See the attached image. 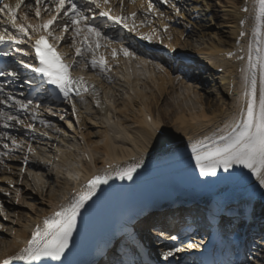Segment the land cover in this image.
Here are the masks:
<instances>
[{
	"label": "bare ground",
	"instance_id": "obj_1",
	"mask_svg": "<svg viewBox=\"0 0 264 264\" xmlns=\"http://www.w3.org/2000/svg\"><path fill=\"white\" fill-rule=\"evenodd\" d=\"M212 2L214 0H166V3L165 0H135V3L124 0L121 11L118 0H110V6L115 15L129 16L127 23L129 27L135 23V32L154 41L150 49L156 50L158 47L162 49L158 46L160 43L170 48L176 47L177 49L171 48L176 51L188 49L190 54L209 60L203 63L205 67H216L217 62L221 61L220 52L233 48L235 43L244 48L248 54L256 3L254 0H221L215 2L214 7ZM238 2L246 5L248 9L243 15L248 17V22L244 25L246 37L243 39L236 37L238 20L242 16L239 13L241 5ZM5 3L14 4L15 0H6ZM26 3L34 4V0H26ZM149 3L153 5L151 11L148 10ZM173 4L180 9L179 15L172 7ZM79 5L86 6L83 3ZM132 12L137 13L134 18L130 16ZM46 15L50 16L45 13L44 19L49 18ZM216 19L218 22L215 21ZM3 20L0 23V31H4L7 27L8 31L14 32L11 25L5 23L7 16H3ZM37 22L34 12L30 13L28 23ZM102 30L112 42L101 41L102 44L108 43V47H101L98 55H105L111 66L110 70L105 74L98 68L93 70L90 66L84 67L86 60L91 58V53H86L85 59L80 60V63L70 70L72 75L83 76L91 85H95L97 98L102 107L97 106L90 91L83 93V103L79 97H73V102L76 104L75 114L72 103L68 101L57 106H48L45 104L47 101L43 99L35 100V103L39 102V106L29 110L35 115V120L32 119L33 115L25 116L14 106L3 104L9 107L5 109L7 114L22 120L21 125L31 123L34 130L29 128L32 133L30 131L26 135L28 138L21 136L20 132H15L19 142L23 140V143L14 146L11 136L8 140L10 142L7 143L5 136L0 135V154L5 153L4 145L12 147L11 151L18 150L14 155L10 153L0 155V160L4 161L0 164V189H3L0 191V205L4 208V213L0 214V226H2L0 227V260L19 252L31 238V231L42 221V218L55 211L67 198L79 192V184L72 187L74 176L79 174L87 180L97 171L96 169H99L98 171L105 169L106 164L111 166L109 171L116 169L117 166L124 167L135 162H141V167L133 173V179L136 180L125 191L118 192L115 199L103 204V206L111 205L104 214V222L117 208L125 205L128 200H134L140 193L141 179L137 177L142 176L146 171L165 166L177 165L179 170L165 171L162 176L164 182L170 178L180 179L190 185L203 184L204 188L209 190L216 189L220 185H230L239 191L236 192V196H239L240 191L244 189L258 187L264 197V188L242 166L234 165L227 172L223 168H218L215 176L211 174L200 176L189 147L192 141L223 129L236 118L244 104L243 73L238 72L237 69L239 66L246 67L248 56L244 62L238 64L232 61L224 62L222 64L224 71L211 73L208 82L196 81L190 75L173 72L171 68L168 69L156 61L142 57L140 52L129 47L130 51L135 53L134 56L119 53L113 58L112 48L119 49L121 45H126L116 33ZM72 35L73 33L69 32L66 42L58 46L61 53L66 54L68 61H71L74 54V49L70 47ZM227 37L231 39L230 42ZM19 47L27 49V45ZM18 56L19 61L29 60L21 53H18ZM178 56L182 58L181 55ZM167 58L172 61L171 65L178 64L177 55L173 54ZM191 70L193 73L197 71V69ZM257 88H259L258 71ZM147 116L150 117L151 124L146 122ZM5 124L11 129L16 126L11 121L7 122L4 114L0 113V134L7 133V130L2 129ZM158 127L165 130L164 136H158ZM9 132L14 133L12 130ZM164 143L170 144L168 151L163 150ZM29 144L33 148L31 152L28 151ZM79 148L85 151L88 148L89 162L78 157ZM129 155L135 156L136 160L130 161ZM112 177L114 178L112 184L127 181V179L120 180L114 175ZM92 200L91 198L87 201L85 207L81 209L69 248L61 261L48 259V264H69L79 244L85 238L89 240L93 237L94 228L101 227L102 216L97 215L96 212L88 220L83 219ZM160 233L162 232H155L158 237L154 239L153 254L163 262L164 252L179 248V252L168 258V260H178L177 256L181 252V255L183 254L181 247L184 244L179 240L171 241L168 235H163L167 239H162ZM256 250L264 251V244L256 245ZM249 254L248 251L246 255ZM242 262L257 264L250 263L247 256ZM258 263L264 264L260 260ZM12 264H24V262L17 260Z\"/></svg>",
	"mask_w": 264,
	"mask_h": 264
},
{
	"label": "snow or ice",
	"instance_id": "obj_2",
	"mask_svg": "<svg viewBox=\"0 0 264 264\" xmlns=\"http://www.w3.org/2000/svg\"><path fill=\"white\" fill-rule=\"evenodd\" d=\"M131 2L135 3V0H131ZM118 3L122 11L124 0H118ZM255 3L256 9L252 39L249 41L248 62L246 67L241 69L244 104L230 124L209 136L192 141L189 147L200 176L209 174L215 176L218 168H223L227 172L234 165H238L247 169L251 176L256 178L259 185L264 188V0H255ZM84 4L86 6L78 5L77 0H34V4L26 3V0H15L14 4L0 0V14H6L5 23L10 24L11 28L15 30L10 32L5 27L4 31L0 32V41H12L17 45H27V49L25 47L15 49L23 57L29 58L28 61L21 59L20 65L26 69H31L39 77L41 84L54 86L64 100L72 103L73 114L76 113L73 96L79 97L83 103V93L90 91L97 106H101V104L97 98L98 93L95 85H91L83 76L72 75L70 70L75 68L80 60L85 59L86 53H91V58L86 60L84 67L90 66L93 70L98 68L101 73L105 74L111 67L105 55H98L101 47H108V43L102 44L101 41L112 42L111 38L102 30L108 25L107 23L97 24L96 21L100 18H106L107 21L121 25L129 31L136 30L135 23L129 27L127 23L129 16L112 14L110 0H84ZM152 7L153 5L149 3L148 10L151 11ZM172 7L179 15L180 9L175 4ZM242 11L246 12L247 8H243ZM33 12L38 21L35 24L28 23L29 15ZM45 13L50 14L48 19L43 18ZM136 15V12L130 13L133 18ZM18 21L20 22L18 23ZM244 23L245 20L241 19L240 24L243 25ZM57 28L60 29L59 35H57ZM69 32L73 33L70 47L74 49V54L71 61L66 59V54L58 51V46L62 42H66ZM244 35L245 33L241 31L240 36L243 37ZM142 38L147 39L149 37ZM119 53H123L125 56L135 55L123 45L119 49L112 48L111 56L113 58ZM0 55L9 56V53L0 52ZM227 55L232 56V53L229 52ZM253 55H255V60ZM238 58L243 59L242 57ZM257 71L259 73V88H257ZM4 75L5 72L0 71V77ZM8 75L17 77L18 73L13 71ZM32 82L35 81L29 83ZM13 100L20 111L26 112L32 105L31 100L16 99L11 92L5 93L4 86L0 84V104H7L8 101ZM4 116L6 120H16L18 124L23 123L18 117L7 113H4ZM32 119H36L35 115ZM4 126L7 127L8 125L5 124ZM26 127L34 130L31 123L27 124ZM157 134L162 137L165 135V130L158 127ZM0 135L7 136V133ZM12 143L17 145L15 139L12 140ZM4 147L7 148L8 145H4ZM28 151H33L30 144ZM8 154L5 152L0 155ZM3 163L4 161L0 160V164ZM109 167L111 168V166ZM140 167L141 162H135L103 174L93 175L83 186L82 191L67 198L65 202L57 206L55 211L42 218V221L31 231V238L27 240L19 252L0 260V264H12L13 261L17 260L23 261L24 264H46V258L51 261H61L62 256L69 248L81 209L96 194L100 185L107 184L113 175L120 180H132L133 173ZM17 196H19V192H17ZM3 213L4 208L0 205V214ZM171 239L176 240L177 237L173 236ZM187 247L192 248L195 245L190 242ZM179 251V248L170 249L163 253V257L167 260Z\"/></svg>",
	"mask_w": 264,
	"mask_h": 264
},
{
	"label": "rangeland",
	"instance_id": "obj_3",
	"mask_svg": "<svg viewBox=\"0 0 264 264\" xmlns=\"http://www.w3.org/2000/svg\"><path fill=\"white\" fill-rule=\"evenodd\" d=\"M215 1H216V2H219V1H221V0H215ZM212 5H213V4H212ZM215 21H216V22H218V20H217V19H216ZM201 23L203 24V21H202ZM227 38H228L227 40L230 42V41H231V39H229V37H227Z\"/></svg>",
	"mask_w": 264,
	"mask_h": 264
}]
</instances>
